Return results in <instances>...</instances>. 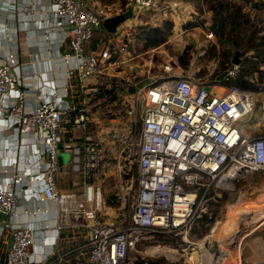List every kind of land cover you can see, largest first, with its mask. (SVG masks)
<instances>
[{
	"label": "built area",
	"instance_id": "2783aa9c",
	"mask_svg": "<svg viewBox=\"0 0 264 264\" xmlns=\"http://www.w3.org/2000/svg\"><path fill=\"white\" fill-rule=\"evenodd\" d=\"M49 2L56 21L68 29L63 92L28 109L16 73L18 57L10 53L0 59V115L11 119L8 127L18 132L34 131L42 161L23 173L37 184L31 194L54 202L56 215L38 228L27 219L19 221L21 216L36 218L40 210L19 211L31 185L18 188L22 176L16 175L0 186V213L7 216L0 228V264H128L130 249L144 233L188 235L214 189L237 191L238 182L264 171V134L250 137L241 123L256 107L257 93L223 83L225 91L218 94L203 76L178 64H166L159 82L151 73L141 79L136 75L129 62L139 56L134 44L138 24L121 23L111 32L105 20L129 10L178 9V0H127L118 11L95 0ZM104 28L100 48L90 50L95 33ZM240 66L229 63L223 80L235 78ZM91 129L100 131L91 134ZM72 130L85 137L82 145H65L72 156V188L62 190L59 154ZM111 179L121 187L109 202L103 187ZM236 193L235 203L251 196L247 188ZM217 228L218 223L189 264L207 262L206 244L213 242L209 236L216 240ZM51 230L56 247L37 259L36 232L46 241ZM244 233L237 231L229 241L241 243ZM229 256L224 250L209 264H228ZM234 264H243L241 257L235 256Z\"/></svg>",
	"mask_w": 264,
	"mask_h": 264
},
{
	"label": "crops",
	"instance_id": "0c3cea01",
	"mask_svg": "<svg viewBox=\"0 0 264 264\" xmlns=\"http://www.w3.org/2000/svg\"><path fill=\"white\" fill-rule=\"evenodd\" d=\"M95 1L98 4L106 5L102 0ZM178 1L181 3L178 9L173 7L168 10V13L172 15L171 20L174 24V31L177 32L181 29L177 25V22H180L183 27L184 22L204 20L202 15L192 8L195 1L203 2V0ZM255 1L258 2L259 10H254L251 5L248 11L252 12V17L260 23L264 16V0ZM259 11L263 12L260 21L257 16V12ZM140 12L134 11L132 18L122 23L123 26L134 27L142 22L136 18ZM118 30L120 31V28ZM103 31H105V28L100 29L98 32ZM67 32V26L56 21L49 0H0V59H5L10 53L18 57L16 73L20 78L21 84L19 88L25 92L26 105L30 110L43 99L51 96L52 93L63 92L62 87L67 82V75L62 55L68 51ZM125 32L128 33V30H124L123 33L125 34ZM240 58L241 60L243 59V57ZM191 65L192 61L184 69L192 70ZM217 65L218 62L216 68L218 67ZM261 68H264V62L260 65ZM175 72L178 73L180 70H176ZM90 80V82L93 81L92 79ZM209 85V88L218 94H222L225 91L223 80H218V78L214 85ZM263 87L264 82L260 91L256 92L263 93L262 101L260 102L258 99L254 110L241 120L244 133L250 137L264 134ZM68 99L70 100V98ZM10 123L11 119H6L0 115V186H5L16 175L22 176L17 182L18 188L23 184L31 185L28 196L20 202L19 211L22 214L27 208H39L40 210L36 218L21 216L18 220L25 222L27 219L38 228L41 222L52 219L56 215V205L54 202L40 200L38 192L35 195L31 194V191L35 190L37 184L35 180L33 181L32 177H28L29 173H23L25 169L33 170L35 163L42 161L40 153L41 145L34 139V131L32 129L18 132L16 129L8 127ZM96 131H100V129H91L89 133L93 134ZM84 137L83 131L72 130L61 143L59 161L62 172L58 175V184L62 190H70L72 188V156L68 148H65V145H82ZM65 153L70 154L69 160L67 159L68 156H64ZM260 184L261 187L264 185V177ZM262 192H264V189H262ZM110 198L108 197L107 200L110 201ZM6 220L7 216L0 213V228L4 226ZM48 236V239L44 241L42 233L36 232L33 250L37 259L43 258L46 254H51L56 247L55 231H49ZM3 239H7L6 234L3 236ZM1 248L5 249L6 246L3 245Z\"/></svg>",
	"mask_w": 264,
	"mask_h": 264
},
{
	"label": "rangeland",
	"instance_id": "374dc122",
	"mask_svg": "<svg viewBox=\"0 0 264 264\" xmlns=\"http://www.w3.org/2000/svg\"><path fill=\"white\" fill-rule=\"evenodd\" d=\"M102 1L114 11H118L121 8L119 5L122 6L123 4V0ZM219 2L229 3L230 5L234 3L244 4L240 0L195 1L192 8L202 15L205 23L200 22L201 20L184 22L182 27L181 23L177 22V25L181 27L179 31H174L173 35L168 37L166 43L148 50L144 49V42L140 39L142 28H138L136 38L133 36V39L135 38L134 44L137 49V55L139 56L129 62L136 75L138 74V77L141 79L151 73L156 76L159 82L160 77L163 75L164 66L166 64H172L173 66L176 64L180 65L179 58L183 54L184 59H188L190 55L192 70L203 76L208 84L214 85L216 83L218 69L223 65L224 56L226 53L228 54V50L230 49L227 45L218 43L216 33L213 39L207 37L209 32L208 26L214 17L211 4L215 3L216 7H218ZM123 6L126 8V3ZM250 6L249 3H246L244 9L249 12L248 9ZM169 7H171L170 4ZM162 8V10L145 11V13L140 10L141 12L136 18L142 21L140 23L144 26H146L145 24L147 26H155L156 24L164 26L165 22L172 21V15L168 13L169 8H164V6ZM230 9L233 8L230 6ZM135 12H139V9ZM262 14L263 12H261V17ZM176 18L179 19L178 17ZM256 25L259 28H264L262 22L259 23L257 21ZM138 44L142 45V47H137ZM234 55L235 53L230 54L231 57ZM216 62H218V68H216ZM257 96L261 102L263 93H257ZM69 153L64 154V156H68V160ZM135 176L136 173L134 172ZM263 177L264 171L254 172L247 181L238 182L236 186L237 191L234 192L221 191L219 193L220 190L217 188L214 189L212 201L213 203L217 201L220 205L215 207L217 209V216L213 225L218 223V228L217 234L215 235L216 240L209 236L210 239H213V242L210 245L206 244L205 250L208 259L205 264L211 263L214 255L224 250L230 251L231 256L227 260L228 264L235 263V256L238 258L241 257L243 264H264V192H262L264 185L261 187L260 184ZM125 178L126 183L132 178V175ZM119 187H121V182L115 179L104 183L103 194L105 200L116 194ZM241 188L249 189L251 196L240 203H235L236 192ZM215 192L219 194H215ZM210 201L202 213L210 210ZM253 218L255 219L254 223H252ZM198 219L193 226L200 229L202 222L197 224ZM212 227L206 235H199L193 231V228L188 235L179 233L155 236L150 233H144L138 243L130 249L128 264H181L182 261L183 263L189 264L191 261L190 257L195 255V251H199V245L201 243L203 244L202 241L205 237L212 233ZM239 230L246 234L241 243L230 242V238Z\"/></svg>",
	"mask_w": 264,
	"mask_h": 264
},
{
	"label": "trees",
	"instance_id": "16d2710c",
	"mask_svg": "<svg viewBox=\"0 0 264 264\" xmlns=\"http://www.w3.org/2000/svg\"><path fill=\"white\" fill-rule=\"evenodd\" d=\"M240 1L244 2V4L234 3L230 5L229 3L219 2L218 7H216L215 3L211 4L214 17L208 26V30L216 33L218 43L222 45L225 44L230 48L228 54L226 53L224 56L223 65L218 69L219 71L217 72L216 78H218L228 67V64L231 63L234 56L231 57L230 54L239 51L240 57H243L239 74L230 81L223 80V83L229 86L235 85L259 92L264 82V68L260 69V65L264 62V28L257 27V21L252 17L251 12H247L244 9L245 4L249 3L254 10H259L258 2L255 0ZM125 3L126 0H123V4ZM230 6L233 9H230ZM257 16L260 21L261 11L257 12ZM204 21L200 22L205 23ZM145 25L146 26L140 24L135 28L137 31L138 28H142L140 39L144 42L143 47L146 50L156 48L166 43L168 37L174 32V24L172 21L165 22L164 26L161 24H156L155 26ZM104 35L103 32H96L91 43L92 46L90 45L89 49L98 50ZM182 55L179 58L180 66L187 68L190 64L191 57L189 55L188 59H184ZM210 203V210L206 213H202L198 219L197 224L202 222V227L199 229L193 226V231L197 232L199 235H206L216 219L217 209H215V207L219 206L220 203L217 201L213 203L212 200ZM150 234L155 236L163 235V233L158 232ZM181 264L186 263L182 261Z\"/></svg>",
	"mask_w": 264,
	"mask_h": 264
},
{
	"label": "water",
	"instance_id": "95a60500",
	"mask_svg": "<svg viewBox=\"0 0 264 264\" xmlns=\"http://www.w3.org/2000/svg\"><path fill=\"white\" fill-rule=\"evenodd\" d=\"M133 10H129L127 12H124V13H121V14H118L116 16H113V17H110V18H107L104 22V26L107 30L111 31V32H116L118 26L125 22L127 19H130L132 18L133 16ZM241 58H240V53L239 51H237L233 57V60L232 62L235 63V64H241ZM226 75V71H223L219 77H218V80H223L224 77Z\"/></svg>",
	"mask_w": 264,
	"mask_h": 264
},
{
	"label": "bare ground",
	"instance_id": "6f19581e",
	"mask_svg": "<svg viewBox=\"0 0 264 264\" xmlns=\"http://www.w3.org/2000/svg\"><path fill=\"white\" fill-rule=\"evenodd\" d=\"M261 214V213H260ZM246 217V216H245ZM258 217V216H257ZM261 217V216H260ZM250 221V220H249ZM253 221H255V219L253 218Z\"/></svg>",
	"mask_w": 264,
	"mask_h": 264
}]
</instances>
